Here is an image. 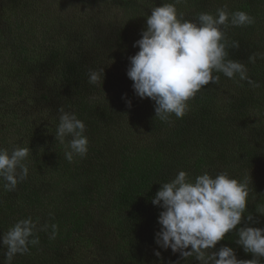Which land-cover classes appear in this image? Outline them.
I'll return each mask as SVG.
<instances>
[{
    "label": "trees",
    "instance_id": "obj_1",
    "mask_svg": "<svg viewBox=\"0 0 264 264\" xmlns=\"http://www.w3.org/2000/svg\"><path fill=\"white\" fill-rule=\"evenodd\" d=\"M54 1V8L50 0L0 7V148L31 151L27 179L13 191L0 186V233L29 217L37 229L58 226L55 239L49 238L50 227L38 230L39 244L17 254L12 264H59L75 253L82 256L75 264H198L195 256L184 259L154 241L162 209L151 200L179 171L192 182L205 171L227 172L239 181L249 176L244 216L253 220L242 219L238 227L264 228V0L176 4L193 22L222 7L253 17L243 27L221 26L227 40L239 44L227 49L228 58L246 66L253 84L214 72L219 82L205 86L188 102L184 117L169 122L155 118L154 102L135 96L126 71L151 9L173 0ZM93 26L112 33L101 39ZM34 65L40 116L24 107L29 80L20 71L5 72L7 66ZM116 67L125 79L118 83L112 81ZM101 68L100 88L88 83V73ZM61 107L86 125L88 152L71 163L55 139ZM237 238L235 231L226 234L213 251L228 246L237 259H252ZM5 251L0 248V264Z\"/></svg>",
    "mask_w": 264,
    "mask_h": 264
},
{
    "label": "clouds",
    "instance_id": "obj_2",
    "mask_svg": "<svg viewBox=\"0 0 264 264\" xmlns=\"http://www.w3.org/2000/svg\"><path fill=\"white\" fill-rule=\"evenodd\" d=\"M163 3L153 7L146 18L141 38L133 44L139 50L128 58L126 75L132 81V89L141 100L154 102L155 118L169 122L172 116L181 119L189 110V101L209 84H217L222 73L229 79L253 81L247 68L239 61L228 58V48H238L231 43L221 26L243 27L254 23L253 17L244 11L229 13L226 7L218 8L216 15L202 12L196 22L186 20L178 13L176 4ZM255 57H249L254 62ZM88 83L101 88L103 68L90 70ZM259 87V85H254ZM125 99V97H122ZM127 107L131 101L125 99ZM58 112L55 139L65 145V159L83 158L88 152L86 125L74 112L62 107ZM29 147L16 145L11 151L0 148V186L13 191L27 179L30 156ZM249 176L244 181L231 178L227 172L215 176L205 171L190 181L188 173L179 171L167 183L161 185L151 200L162 209L157 223L160 230L154 241L163 250L170 249L184 259L195 256L198 264H261L264 260V228L238 227L242 219L252 221L251 214L244 216L249 195ZM51 228L50 239H55L58 226L45 224L37 229L31 217L17 221L7 232L0 233V248H6L4 264H12L17 254L23 255L30 246L39 244L36 232ZM235 231V243L252 259H237L235 251L222 246L213 251L226 234ZM160 257L159 251L154 252Z\"/></svg>",
    "mask_w": 264,
    "mask_h": 264
},
{
    "label": "rangeland",
    "instance_id": "obj_3",
    "mask_svg": "<svg viewBox=\"0 0 264 264\" xmlns=\"http://www.w3.org/2000/svg\"><path fill=\"white\" fill-rule=\"evenodd\" d=\"M19 0H0V7L2 9H11L13 8L15 5H16V2H18ZM50 2L52 3V1L50 0ZM53 8L55 6V1L53 0ZM62 7V5H61ZM56 9H61V8H56ZM56 10V11H58ZM97 28L95 26H93V30H95V33H96V36L98 35L99 38L101 39H106L107 37H110V34L112 33V31H110L108 28H104L103 26L100 27V29L96 30ZM101 37H100V36ZM105 49V47H104ZM101 53V52H100ZM117 56L115 55L113 59H115ZM109 63V62H108ZM8 67V70L5 69V72L6 73H9L8 71H11L13 74L15 75H18L17 72L20 71V73L23 75L24 79L25 77L29 80L30 83H27V86H26V96H27V99H26V102L24 104V107L26 109H28V111H31V113H36L35 116H40V113L37 111L39 106L43 103L42 100L39 98V94L40 92L42 91L41 88H37L35 87V83L37 82L35 79L38 75L37 72H35V67L36 65H34L33 67L29 66V67H26V68H20V67H17L15 70H13V68ZM15 71V72H14ZM122 68H115V77L112 79V81L114 83H118L122 80H125L123 77H122ZM121 74V75H120ZM35 78V79H34ZM124 86H126L124 84ZM41 109V108H39ZM44 112V110H43ZM34 116V117H35ZM83 249V248H82ZM85 250V249H83ZM83 253H85L86 251H82ZM82 259V256L81 254H73V255H69L67 258L63 259L60 261L59 264H74L76 263V261H80Z\"/></svg>",
    "mask_w": 264,
    "mask_h": 264
}]
</instances>
